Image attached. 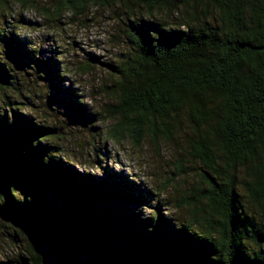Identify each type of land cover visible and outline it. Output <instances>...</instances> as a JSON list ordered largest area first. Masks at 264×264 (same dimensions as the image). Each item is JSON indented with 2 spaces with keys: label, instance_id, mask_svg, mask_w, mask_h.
<instances>
[{
  "label": "trees",
  "instance_id": "trees-1",
  "mask_svg": "<svg viewBox=\"0 0 264 264\" xmlns=\"http://www.w3.org/2000/svg\"><path fill=\"white\" fill-rule=\"evenodd\" d=\"M13 7L38 9L37 0H0V221L32 239L13 263L50 264L31 227L43 222L79 264L84 250L96 264H264V0H55L38 12L114 16L126 53L117 63L86 55L108 75L99 91L115 122L103 138L140 147L150 133L158 155V137L185 126L202 183L174 206L187 213L177 219L159 201L171 180L148 191L120 172H79L64 155V130L34 108L90 130L98 120L67 77L63 48L43 58ZM147 196L158 198L152 207Z\"/></svg>",
  "mask_w": 264,
  "mask_h": 264
},
{
  "label": "rangeland",
  "instance_id": "rangeland-1",
  "mask_svg": "<svg viewBox=\"0 0 264 264\" xmlns=\"http://www.w3.org/2000/svg\"><path fill=\"white\" fill-rule=\"evenodd\" d=\"M54 4L55 0H37V11L24 12L18 7H13L11 14L16 16L21 12L25 13L23 17L30 22L27 27L35 29L26 31L28 34L25 36L31 43L42 48L45 52L43 58L49 55L47 50L50 48L57 46L63 48L61 51H64V61L70 70L67 77L75 88L81 90L89 112L96 115L98 123L94 125L93 130H90L89 126L81 128L68 122L64 115L57 114L54 117L51 112L48 115V111L41 106L34 108V112L39 116H41L39 113L44 114V119L48 121L51 118L50 123L54 122L53 124L64 130L63 133L67 138L63 142V149L67 151L64 155L77 164L76 170L86 173L89 171L88 173L96 177L107 176L104 169L108 172L127 174L148 191L155 189L156 186L162 187L164 182L171 180L168 184L173 187H169L159 195V201L167 205L162 206L161 212L170 219L187 216L185 210L176 209L174 206L191 195L193 187L202 183L198 174L199 166L190 156L188 137H191V133L182 125V130L175 131L170 140L165 141L162 137H158L156 141L160 145L158 155L154 153L152 145L154 142L150 133L146 134L140 147L132 146L129 140L124 141L121 146L106 141L103 134L115 120L107 113L112 103L109 98L101 95L99 88L108 75L99 63H89L86 55L98 57L99 62L117 63L126 53L125 45L119 40L114 16L99 8H91L84 16L68 13L59 21L56 17L45 19L38 13L42 8L53 11ZM85 63L91 65L90 70L76 73L75 68L84 67ZM64 84L70 85L68 82ZM40 85L38 88L43 89ZM178 170L182 172L175 176ZM147 197L151 207L158 200L155 196ZM142 211L147 215L151 209L144 208ZM14 233L17 235L15 243L11 241ZM31 240L26 229L17 224L0 221V258L5 262H15L23 254L26 242ZM82 255L88 264H96L85 250Z\"/></svg>",
  "mask_w": 264,
  "mask_h": 264
},
{
  "label": "water",
  "instance_id": "water-1",
  "mask_svg": "<svg viewBox=\"0 0 264 264\" xmlns=\"http://www.w3.org/2000/svg\"><path fill=\"white\" fill-rule=\"evenodd\" d=\"M31 227L34 238L45 250L50 264H79L69 254L66 236L55 226L43 222H33ZM16 264H26V261L22 260Z\"/></svg>",
  "mask_w": 264,
  "mask_h": 264
}]
</instances>
